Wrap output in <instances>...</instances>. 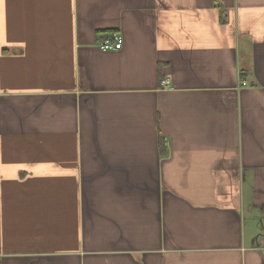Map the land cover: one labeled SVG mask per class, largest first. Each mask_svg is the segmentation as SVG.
<instances>
[{
	"label": "crops",
	"instance_id": "1",
	"mask_svg": "<svg viewBox=\"0 0 264 264\" xmlns=\"http://www.w3.org/2000/svg\"><path fill=\"white\" fill-rule=\"evenodd\" d=\"M0 264H264V0H0Z\"/></svg>",
	"mask_w": 264,
	"mask_h": 264
},
{
	"label": "built area",
	"instance_id": "2",
	"mask_svg": "<svg viewBox=\"0 0 264 264\" xmlns=\"http://www.w3.org/2000/svg\"><path fill=\"white\" fill-rule=\"evenodd\" d=\"M98 47L102 51L118 50L122 47V36L118 32L114 31L109 37L99 41ZM167 83V79H163L159 82L162 88H167Z\"/></svg>",
	"mask_w": 264,
	"mask_h": 264
},
{
	"label": "trees",
	"instance_id": "3",
	"mask_svg": "<svg viewBox=\"0 0 264 264\" xmlns=\"http://www.w3.org/2000/svg\"><path fill=\"white\" fill-rule=\"evenodd\" d=\"M103 33V34H102ZM98 34H99V39L100 40H103V39H105V38H107V37H109L111 34H112V32H107V31H102V32H98Z\"/></svg>",
	"mask_w": 264,
	"mask_h": 264
}]
</instances>
